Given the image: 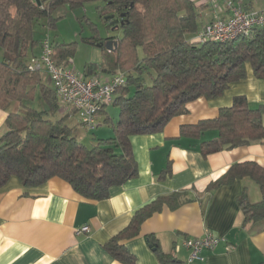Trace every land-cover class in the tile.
Segmentation results:
<instances>
[{
	"label": "trees",
	"instance_id": "16d2710c",
	"mask_svg": "<svg viewBox=\"0 0 264 264\" xmlns=\"http://www.w3.org/2000/svg\"><path fill=\"white\" fill-rule=\"evenodd\" d=\"M227 1L252 11L242 7L241 0ZM89 3L101 4V17L120 18L121 26L119 36L113 38L117 47L103 53L105 67L97 72L91 64L82 73L109 75L120 70L125 74L110 105L118 109L117 119L106 114V107L98 113L96 123V127L101 121L111 125L113 137L91 145L80 142L75 129L67 125L73 115L58 114L50 79L29 69L30 60L40 55L42 41L50 40L45 31L55 28L54 11ZM205 8L190 0H0V111L7 113L5 132L0 136V190L13 178L25 190L59 178L85 199L105 200L111 187L138 174L132 137L160 133L170 120L187 114L188 103L220 98L231 85L246 78L247 66L256 79L264 81V27L223 43L196 42V35L206 25L199 15ZM105 40L93 37L81 42L95 46ZM50 44L57 64L72 59L77 45H53L51 40ZM37 93L44 107L34 104ZM12 103L18 105L15 112L9 110ZM263 118L264 104L252 108L239 96L230 107L219 109L215 119L184 126L180 134L200 138L216 131L215 139L199 146L202 155L208 156L264 141ZM244 178L258 186L262 200L251 205L245 192L237 199L242 228L264 219V168L255 162L233 164L206 189L209 192ZM190 202L185 191L157 197L132 214L127 227L104 245L105 250L121 264H135L121 242L138 236L143 223L164 206L174 211ZM146 239L161 264H185L164 255L153 237Z\"/></svg>",
	"mask_w": 264,
	"mask_h": 264
},
{
	"label": "crops",
	"instance_id": "0c3cea01",
	"mask_svg": "<svg viewBox=\"0 0 264 264\" xmlns=\"http://www.w3.org/2000/svg\"><path fill=\"white\" fill-rule=\"evenodd\" d=\"M190 1L197 7L203 0ZM217 2L222 4V0ZM238 3L249 6L247 10H264V0ZM204 7L199 11L200 21L207 24L215 19L219 6ZM239 96L252 108L264 104V81L256 79L249 66L246 78L231 85L220 98L188 103L187 114L170 120L160 133L132 137L138 174L123 185L111 187L105 200L85 199L59 178L29 190L11 179L0 190V264H121L104 245L127 227L137 209L180 191L187 192L190 203L174 211L164 206L143 223L138 236L121 242L134 256L135 264H161L148 245L146 238L150 236L164 255L185 263L188 252L182 241L205 233L226 241L213 251H203L202 260L191 264L264 262V219L242 228L243 215L237 202L245 192L251 205L260 204L258 186L244 178L206 192L208 185L233 164L255 162L264 168V141L204 156L199 146L215 139L216 131L205 132L200 138L180 134L184 126L215 119L219 109L230 107ZM17 108L12 103L9 110L15 112ZM6 116L0 111V136L5 132ZM83 226L89 227V234L76 235Z\"/></svg>",
	"mask_w": 264,
	"mask_h": 264
},
{
	"label": "built area",
	"instance_id": "2783aa9c",
	"mask_svg": "<svg viewBox=\"0 0 264 264\" xmlns=\"http://www.w3.org/2000/svg\"><path fill=\"white\" fill-rule=\"evenodd\" d=\"M219 9L223 19H213L204 25L196 35V42L213 41L223 43L239 36H246L253 28L264 27V10L244 11L231 1H223ZM40 55L30 60L29 69L45 74L51 81L58 103V114L77 116L79 125L86 131L96 127L98 113L113 102L115 90L123 85L125 74L116 70L112 74L96 73L85 76L69 67L67 63L57 64L52 56L50 40L45 38L40 47ZM90 229L83 226L76 235H87ZM224 238L205 233L200 238H186L181 246L188 252L185 264L200 261L203 251H213L225 243Z\"/></svg>",
	"mask_w": 264,
	"mask_h": 264
},
{
	"label": "rangeland",
	"instance_id": "374dc122",
	"mask_svg": "<svg viewBox=\"0 0 264 264\" xmlns=\"http://www.w3.org/2000/svg\"><path fill=\"white\" fill-rule=\"evenodd\" d=\"M217 1L203 0L202 5H212L215 8L219 6L218 12L216 11L218 14H215V18L223 19L225 14L219 10L223 5L218 4ZM101 8L102 5L99 3H89L82 8L73 10H70L67 6H61L53 13V17L56 19L55 28L45 31V35L50 38L53 45L77 43L71 63L69 64V67L77 72H82L85 66L91 64L95 65L97 72L100 71L101 68L105 67L103 53L108 52L107 49H102L97 47V45L83 44L81 42L83 38L96 37L98 39H106L109 35L114 37L119 36V31L114 33H111L110 30L108 31L106 21L99 13ZM35 98L34 104L39 107L42 106L39 93L36 94ZM105 112L113 121L117 119L118 109L116 107H107ZM67 125L74 128L77 139L87 145H91L99 139L113 137L112 126L106 125L102 121L92 132L83 130L78 125V119L75 115L67 121Z\"/></svg>",
	"mask_w": 264,
	"mask_h": 264
},
{
	"label": "water",
	"instance_id": "95a60500",
	"mask_svg": "<svg viewBox=\"0 0 264 264\" xmlns=\"http://www.w3.org/2000/svg\"><path fill=\"white\" fill-rule=\"evenodd\" d=\"M113 16H107L104 18L105 21L107 20H112ZM116 23V21H112L110 24L112 26H114ZM118 42L116 40H107L104 44H98L97 47H104L105 49H107L108 51H112L117 47Z\"/></svg>",
	"mask_w": 264,
	"mask_h": 264
},
{
	"label": "flooded vegetation",
	"instance_id": "af4514ba",
	"mask_svg": "<svg viewBox=\"0 0 264 264\" xmlns=\"http://www.w3.org/2000/svg\"><path fill=\"white\" fill-rule=\"evenodd\" d=\"M104 18H105V17H104ZM115 20H116V23H115L114 26H112L110 23H111V21H115ZM107 26H108V27H107L108 31L110 30L111 33L117 32V31H118V28L121 26V19H120V18H114V17H113L112 20H107ZM113 38H114V36L109 35V36L106 38V40H105L104 42H102V43H105L107 40H114Z\"/></svg>",
	"mask_w": 264,
	"mask_h": 264
}]
</instances>
